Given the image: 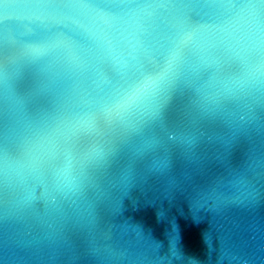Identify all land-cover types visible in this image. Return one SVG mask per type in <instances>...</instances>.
<instances>
[{"label": "water", "instance_id": "95a60500", "mask_svg": "<svg viewBox=\"0 0 264 264\" xmlns=\"http://www.w3.org/2000/svg\"><path fill=\"white\" fill-rule=\"evenodd\" d=\"M0 264H264V0H0Z\"/></svg>", "mask_w": 264, "mask_h": 264}, {"label": "clouds", "instance_id": "9594fccd", "mask_svg": "<svg viewBox=\"0 0 264 264\" xmlns=\"http://www.w3.org/2000/svg\"><path fill=\"white\" fill-rule=\"evenodd\" d=\"M156 87V80L149 78L143 85H141V91H148L150 89H154Z\"/></svg>", "mask_w": 264, "mask_h": 264}]
</instances>
